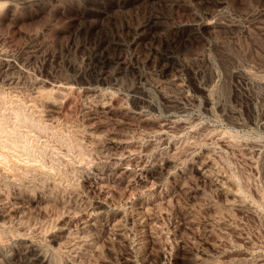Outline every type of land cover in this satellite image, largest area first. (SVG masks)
Listing matches in <instances>:
<instances>
[{
  "label": "rangeland",
  "instance_id": "1",
  "mask_svg": "<svg viewBox=\"0 0 264 264\" xmlns=\"http://www.w3.org/2000/svg\"><path fill=\"white\" fill-rule=\"evenodd\" d=\"M0 264H264V0H0Z\"/></svg>",
  "mask_w": 264,
  "mask_h": 264
},
{
  "label": "bare ground",
  "instance_id": "2",
  "mask_svg": "<svg viewBox=\"0 0 264 264\" xmlns=\"http://www.w3.org/2000/svg\"><path fill=\"white\" fill-rule=\"evenodd\" d=\"M3 60V59H2ZM3 62H5V64L7 65V66H11V61L10 60H5V61H3ZM3 64V63H2ZM13 64V63H12ZM14 67V66H13Z\"/></svg>",
  "mask_w": 264,
  "mask_h": 264
}]
</instances>
